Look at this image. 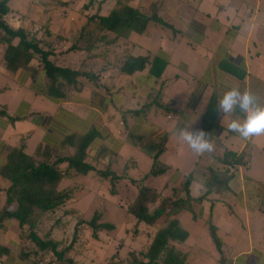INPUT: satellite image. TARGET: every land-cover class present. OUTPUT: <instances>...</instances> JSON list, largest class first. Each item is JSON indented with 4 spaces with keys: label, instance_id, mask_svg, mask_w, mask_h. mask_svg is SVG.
<instances>
[{
    "label": "crops",
    "instance_id": "0c3cea01",
    "mask_svg": "<svg viewBox=\"0 0 264 264\" xmlns=\"http://www.w3.org/2000/svg\"><path fill=\"white\" fill-rule=\"evenodd\" d=\"M135 1L131 0L129 5L142 11L155 5L157 15L171 28L163 27L165 30L158 33L159 42L150 44L151 29L159 26L150 24L139 34L144 37L141 43H132L131 37L135 34L132 33L127 40L105 50L111 62L125 52L158 56L166 61L161 76L154 77L149 64L130 76L110 69L105 74V84L109 86L106 96L96 95L85 86L82 90L66 88L64 97L58 99L48 96V79L36 63L12 72L23 94L11 112L8 104L0 105L8 116L15 118L11 121L0 116V169L6 164L9 152L20 144L25 143L23 151L30 157L38 147L70 155L78 139L94 131L96 135L87 148V159L103 166L109 164L115 172L125 170L129 179L141 185L146 184L144 174L148 172L143 173L139 158L152 167L157 156L168 169L166 174L171 172L163 190L159 191L165 194L163 197L191 176L190 195L197 199L206 192L209 170L226 172V188L220 193L207 194L200 204L194 205L193 214L178 210L175 219L181 224L180 218L187 214L193 220L203 221L208 229L211 221L220 240V252L216 250L212 256L214 264H264V135L244 140L230 133L229 118L216 110L220 97L230 88L250 91L264 104V0H137V5ZM78 2L70 8L68 20L56 23L51 22L49 15L57 14L58 10L44 8L43 12L48 11L46 21L36 28L12 19L16 8L11 9L5 20L14 28L29 29L35 36H40L42 28L50 23V28H58L48 37L54 47V40L60 39L55 33L60 31L65 35L61 40L66 47L57 49L59 52L78 37L80 26L76 20L80 19L83 1ZM108 6L112 7L113 3ZM71 12L78 15L76 20L69 19ZM80 57L83 58L81 53L65 54L62 58L67 61L59 60V64L76 66ZM7 91L13 90L1 87L0 95ZM139 109H143L142 115L134 116ZM24 120L29 125L26 130L8 131ZM185 126L208 133L213 150L203 154L192 151L175 134L176 127ZM35 132L39 133V143L28 154L27 142ZM225 151L241 156L244 164L236 167L223 164L221 158ZM138 154L140 157L136 158ZM77 178L62 179L58 190H77L73 184ZM69 185L72 187L68 188ZM7 186L8 182L0 177V209L4 206L3 189ZM181 227L188 238L178 248L189 255L193 251L187 242L191 234L182 224ZM18 233L15 219L0 227V244L9 249V254L0 258V264H34L33 259L20 258L22 245ZM55 233L54 230L52 235ZM81 255L69 254L76 264L102 262Z\"/></svg>",
    "mask_w": 264,
    "mask_h": 264
},
{
    "label": "trees",
    "instance_id": "16d2710c",
    "mask_svg": "<svg viewBox=\"0 0 264 264\" xmlns=\"http://www.w3.org/2000/svg\"><path fill=\"white\" fill-rule=\"evenodd\" d=\"M13 1L0 0V45L4 68L16 72L22 68H29L33 62L36 63L48 79L47 94L51 98H63L66 88L82 90L85 86L91 88L96 95L106 96L109 86L105 84V74L110 69H117L120 75L130 76L142 71L149 64L150 73L156 78L164 71L166 61L158 56L150 54L135 56L125 52L111 62L105 50L106 47L108 50V46L127 40L132 33L143 34L150 24L171 28L157 15L155 5L148 11H142L130 6L131 0H82L79 13L84 20L79 27L78 37L66 49L58 52L53 42L48 39L53 34L50 23L42 28L40 36H35L29 29L14 28L6 22L5 17L13 9L11 6ZM24 1H27L25 6L29 7L39 0ZM72 2L68 0L54 7L63 8L62 21L67 19L72 10L70 9ZM110 2L113 6L104 8ZM55 34L60 39L65 36L60 31ZM70 53H81L83 58L80 63L76 66L60 65L59 57ZM143 112V109H139L133 115L139 116ZM0 116L15 120L8 116L3 108L0 109ZM93 132L79 138L73 153L69 156L55 153L52 158V151L47 150L48 157L38 165L24 153L23 146L9 152L6 164L0 169V177L8 182L7 188L3 189L5 202L3 209H0V227L11 219L18 221L22 260L33 259L34 264H76L69 254L72 252L81 255L84 252L80 253L81 249L76 246L80 230H90L92 237L97 238L100 231L114 229L111 224L102 221L101 213H94L89 220L78 217L72 230L67 231L76 212L63 210L75 202L73 194L76 189L58 190V183L62 179H74L91 174L101 181L110 183L112 187L110 192L118 195L116 187L119 188L120 182L129 179L125 170L115 172L109 164L103 166L87 159V147L96 135ZM157 158L154 157L150 170V175L154 177L162 176L168 171ZM221 162L230 167L244 164L241 156L230 151L223 153ZM227 179L226 172L209 170L205 182L206 192L194 199L189 190L192 177L188 176L179 186L168 190L166 197L159 198L166 204L162 207L158 205L154 210H150V206L156 204L154 197H151L154 189H146L140 182L129 179L130 184L136 191L138 190V195L130 205L120 206L122 209L127 208L125 212L134 220L137 228L140 225H156L158 222L160 223L158 230L148 250L141 254L142 259H138L133 253L121 256L120 247L116 246L115 252L98 264H184L185 256L178 246L186 241L188 233L177 219L170 216L171 213L174 212L175 215L178 210H183L193 214L194 205L200 204L209 193H220L226 188ZM164 188L168 186L165 185ZM146 199L148 201L145 203ZM67 213L70 218L63 221L61 215ZM208 224L211 238L216 248L220 250V240L215 228L210 220ZM55 229L58 230L52 235ZM67 232L71 235L66 243L63 239H56L57 234L65 235ZM85 242L83 246L88 243L87 240ZM27 244L32 246L26 247ZM8 254L9 249L0 244V258ZM127 256L129 259L124 261Z\"/></svg>",
    "mask_w": 264,
    "mask_h": 264
},
{
    "label": "rangeland",
    "instance_id": "374dc122",
    "mask_svg": "<svg viewBox=\"0 0 264 264\" xmlns=\"http://www.w3.org/2000/svg\"><path fill=\"white\" fill-rule=\"evenodd\" d=\"M65 1L68 0H39L38 3L31 4L32 6H29L30 7L29 10H26L25 3L27 1L25 2L24 0H14L11 3V6L16 9H14L15 13H13L14 16L12 17V19H16L17 22L21 24L24 23L29 27L36 28L37 27L36 25H38L39 27L46 21V13L48 11H45L46 13L43 12L44 8L56 7V5H59L60 3H64ZM71 1H73L72 6L75 5L78 1L81 2V0L78 1L71 0ZM42 2H44V4ZM137 3L138 1L136 0L134 4L137 5ZM79 6L80 5H78V7ZM107 6L108 5L104 6V8ZM57 8H56V10H58L57 14H52L51 16L49 15L51 22L56 23L57 21H62L63 19L62 17L63 8H61L60 10ZM161 8L163 9L164 5L161 6ZM77 17H78L77 14L75 15L74 12H71L69 19L71 18L73 20H76ZM79 17L80 19L76 20V22L78 23L77 24L78 26H81L84 18L82 17L81 14ZM50 29L53 33L57 32L58 30V28L57 29L50 28ZM163 30L165 29L160 25L158 27H152L150 34V38H151L150 44H153L154 42L156 43L159 42L160 36L158 35V33H161ZM143 39L144 37L139 34H133V36L131 37L132 43L136 42L137 44L141 43ZM54 41H55L56 50L57 49L60 50L66 47V45H64V42L61 39H55ZM0 51H1V45H0ZM2 53L3 52L1 51L0 59ZM62 57L59 58L60 61L64 60ZM81 58L82 57L78 59L80 60ZM64 61H67V59H65ZM4 66L5 65L3 64V62H0V88L8 87L11 88L13 91L12 92L7 91L2 95H0V105L8 104L9 111L11 112L15 110V108L17 107L18 102L23 94V90L22 88L17 86L12 76V72L4 69ZM30 100H32V98H30ZM28 126H29L28 123L24 120V122L16 123L14 128L9 127L8 131L10 130L21 131L23 129L26 130ZM38 140H39V133L35 132L32 135V139H30V141L27 142L28 154H31L34 151V149L37 147L39 143ZM21 146H23L22 147L23 150L24 147L26 148V145L24 143V144H20V146L14 149H19L21 148ZM47 150H52V149H48L46 147H38L35 149L34 151L35 153L32 155L33 157L30 156L28 157L34 159L36 161V164L38 165L39 163L43 162L44 160L43 155L45 154L47 155ZM54 155L55 153L52 151V158H54ZM64 156H69V154L65 153ZM139 157L140 155L138 154L136 158ZM138 162H139L138 164H140L142 168L143 173L148 172L147 174H144L146 177L145 178L146 180L144 181L146 184H143L144 188L154 189V194H152L151 197L152 196L154 197V201L156 202V204L151 205L150 210L151 209L154 210V208H156V206L158 205L159 207H162L164 204H166V202L163 199H159V198L161 197L163 198L165 194L161 195V192L159 191L163 190V185L171 172L166 175L154 177L150 175L149 170H151V167L149 165H146L144 162L142 163L140 161V158ZM118 170H120V168ZM141 180L143 181V178ZM64 181L65 180H63L62 182ZM73 184L77 186L76 187L77 190L75 193L77 201L65 207L63 211L65 212L75 211L76 215L74 216V220H72V222L67 227L68 228L67 231L72 230L73 225L75 224L74 222L77 220L78 217H82L85 220H89L94 213H101L103 215L102 221L111 224L114 227L113 230L100 231L98 233L97 238L92 237V233L90 230H84V229L80 230L77 236L76 246H78L81 249L80 253L84 251L81 257L91 256L96 261H101L104 259L107 260L109 255L115 252V248L117 246L120 247L121 256L122 255L125 256L126 254L128 255L129 253H133L138 259H142L141 254L145 253L148 250L150 243L153 239V236L158 230L160 223L157 222L156 225L154 224L140 225L137 228V226L134 225L135 224L134 220L126 214L125 211H127V208L122 209V206L120 205L123 204V206L125 207L130 205L131 203L134 202V200L138 195V190L136 191V189L132 186V184H130V180L127 179L125 181L120 182L119 185L120 187L119 188L116 187V189H118L119 192L118 195H114L110 192V189L112 188L110 183L101 181L96 176L93 177L91 175L79 176L77 179L73 181ZM70 187H72V185L71 186L69 185L68 188ZM141 201L143 202L142 199ZM147 201L148 199H146L145 203ZM208 212L209 211L206 212V215ZM170 216L175 218L176 215H174V212H172ZM61 217L63 221H66L68 218H70L68 216V213L66 215L62 214ZM52 219L54 220L55 217ZM180 220L182 226L186 230H188L189 233L191 234L187 242L188 245H191L193 248V251L189 255L184 254L185 256L184 264H214L212 256L215 254L216 250L219 251V249H217L216 246L214 245V242L211 238L210 230L208 229V225H204L203 221L199 219L193 220V217L187 214L186 216H183V218H180ZM57 230L58 229H55L56 232ZM15 235L16 234L11 233V236H15ZM69 235H71V233L69 232H67L65 235L57 234L56 239H63V241L66 243L67 240L69 239ZM86 240L88 243L85 246H83L86 243L85 242ZM128 259L129 257L127 256V258L125 257L124 261H127Z\"/></svg>",
    "mask_w": 264,
    "mask_h": 264
},
{
    "label": "clouds",
    "instance_id": "9594fccd",
    "mask_svg": "<svg viewBox=\"0 0 264 264\" xmlns=\"http://www.w3.org/2000/svg\"><path fill=\"white\" fill-rule=\"evenodd\" d=\"M216 110L229 118L227 128L230 133L237 134L244 140L264 135V104L250 91H241L239 88L226 90L220 97ZM175 134L197 154L210 152L214 148L207 139L210 135L203 129L176 127Z\"/></svg>",
    "mask_w": 264,
    "mask_h": 264
}]
</instances>
